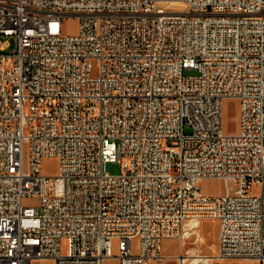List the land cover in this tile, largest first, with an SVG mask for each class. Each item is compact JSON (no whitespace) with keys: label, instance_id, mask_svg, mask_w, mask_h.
Wrapping results in <instances>:
<instances>
[{"label":"built area","instance_id":"2783aa9c","mask_svg":"<svg viewBox=\"0 0 264 264\" xmlns=\"http://www.w3.org/2000/svg\"><path fill=\"white\" fill-rule=\"evenodd\" d=\"M202 218L264 259V0H0V264H184Z\"/></svg>","mask_w":264,"mask_h":264},{"label":"rangeland","instance_id":"374dc122","mask_svg":"<svg viewBox=\"0 0 264 264\" xmlns=\"http://www.w3.org/2000/svg\"><path fill=\"white\" fill-rule=\"evenodd\" d=\"M63 32L72 33L75 31L76 21L72 18L65 17L62 20ZM190 73L186 71L185 74ZM231 101H226L223 104V125L225 130L232 131L236 129V111L231 105ZM41 169L44 172L54 173L57 170V161L54 158L43 159L41 162ZM104 170L110 174H115L120 171L119 162H107ZM200 187L204 194L219 195L223 193V185L220 180L217 179H203L200 181ZM23 205H35V198H24L22 200ZM186 237L184 238L183 249L187 250V255H207L210 258L216 254V234H217V223L213 218H202L199 223L188 230ZM176 242V243H175ZM135 246V241H133ZM65 242L61 244V250L64 249ZM180 246V239L175 238L167 245L168 250H172L170 253L174 255L177 252V248ZM135 251V248H134ZM111 253L117 254L116 242H112ZM190 257L184 264H190ZM217 259H209L206 262L199 264H215ZM32 264H53L52 261L48 260H36ZM103 264H117L115 257H109L104 260ZM162 264H176L175 259L172 257L165 256L162 260Z\"/></svg>","mask_w":264,"mask_h":264},{"label":"crops","instance_id":"0c3cea01","mask_svg":"<svg viewBox=\"0 0 264 264\" xmlns=\"http://www.w3.org/2000/svg\"><path fill=\"white\" fill-rule=\"evenodd\" d=\"M174 241L173 238L171 239H164L162 241L161 245V252L164 256H170L172 253H170L172 250L167 249V245L169 242ZM176 243V242H175ZM180 250V246L177 248V254ZM50 261V260H48ZM215 264H264V259L263 260H254V259H249V258H230V259H219L216 261Z\"/></svg>","mask_w":264,"mask_h":264},{"label":"bare ground","instance_id":"6f19581e","mask_svg":"<svg viewBox=\"0 0 264 264\" xmlns=\"http://www.w3.org/2000/svg\"><path fill=\"white\" fill-rule=\"evenodd\" d=\"M172 5H173L172 7H176V9H179V11H185L186 10V5L182 2L173 3ZM188 224H191V223L188 222ZM187 233H189L188 230L185 231L184 235L186 236ZM189 257L193 263H197V264H199L201 262H206L209 260V256L202 255V254H197V255L195 254V255H192ZM185 260H187V259H184L183 261H185Z\"/></svg>","mask_w":264,"mask_h":264}]
</instances>
